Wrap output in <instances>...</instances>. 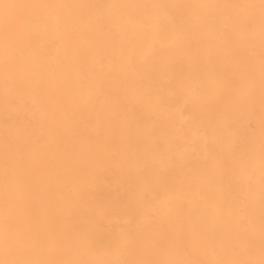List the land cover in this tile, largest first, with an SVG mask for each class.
<instances>
[{"label":"rangeland","instance_id":"obj_1","mask_svg":"<svg viewBox=\"0 0 264 264\" xmlns=\"http://www.w3.org/2000/svg\"><path fill=\"white\" fill-rule=\"evenodd\" d=\"M194 1L180 2L187 17L198 11ZM207 2L227 7L236 23L238 14L248 16L259 11L264 16V0ZM29 9V0H14L0 12V30H4L8 42H13L16 56L22 47L30 46L28 33L23 28V17ZM207 16L212 17V13L208 12ZM57 18L52 4L46 3L37 29L40 35H50L49 49L53 59L48 58L34 75L18 72L12 66L5 71L14 98L8 111L0 110V169L3 164H10L0 184V212L7 209L14 214L10 227L22 233L34 250L51 264L65 262L57 245L72 236L77 227L83 230L87 221L95 222V226L89 225L94 226L93 229L85 230L92 237L90 249L104 253L109 248L124 247L127 242L125 230L142 224L143 217L152 227V231L146 233L150 241L148 264H156L154 255L168 245L180 252L182 261L178 264H264V231L257 225L253 226V237L238 239L232 250L224 247L219 258L213 257L209 250L198 246L191 238L190 220L185 210L191 199L190 189H198V186L191 183L195 180L189 173V165L178 171L176 184L161 187L156 184L157 169L164 180L170 179L169 167L163 158H157L149 146L134 149L126 156L120 151L126 137L142 127L146 135L159 142V147L167 145L173 151L187 147L199 159H204V142L200 137L188 138L175 131L177 115L190 123L205 115H222L236 97L241 101L242 111L248 105L258 104L257 119L247 121L245 126L256 143H264V40L248 41L236 36L210 38L198 30L190 21L193 17L190 18L172 48L157 52L142 62L146 64L153 58L160 67L175 71L176 79L185 83L188 74L176 72L187 64L198 69L212 61L225 70L224 78L203 97L179 100L173 106L161 105L154 111L151 108L156 101L154 96L144 92L142 98L133 97V91L137 92L139 88L128 81L110 56L104 60L87 56L82 72V64H79L83 61L81 48L66 25L54 24ZM119 22L121 27V20ZM147 31H157L163 40H167L175 34L176 23L162 18L149 25ZM147 31L145 39L148 38ZM240 31L245 36L244 26H240ZM2 51L0 43V54ZM73 66L78 82L76 89L70 90L74 82ZM260 69L263 72L257 82L255 75ZM33 80L37 84L40 104L28 101ZM122 94L126 98L130 96L125 107H111V103L115 105L114 98ZM2 111L9 116H4ZM102 114L101 117L107 119L105 129L116 133L115 146L90 135H80L77 130L78 121L90 125ZM197 129L195 127L193 131ZM21 131L26 137H19ZM251 153L250 149L224 153L211 165L196 166L194 174L212 177L242 163ZM156 163L159 164L157 167ZM68 165L83 167L82 181H77L66 171ZM140 172H144L145 180L139 178ZM50 176L54 189L51 192L43 189L36 196L38 185H43L40 183H45ZM92 179L108 188V197L92 190L94 187L89 184ZM246 191V184L238 185L237 193ZM205 194L215 203L212 192L206 190ZM62 195L68 196L67 207L55 212L56 206L63 201ZM171 198L178 201L175 216L164 215L158 209L161 200ZM3 217L0 216V220ZM91 232H98L104 239L95 240ZM5 255L10 260L13 248L8 247Z\"/></svg>","mask_w":264,"mask_h":264},{"label":"bare ground","instance_id":"obj_2","mask_svg":"<svg viewBox=\"0 0 264 264\" xmlns=\"http://www.w3.org/2000/svg\"><path fill=\"white\" fill-rule=\"evenodd\" d=\"M29 1L30 9L23 17V28L28 33L30 46L22 47L16 56L13 42H8L4 30H0V43L3 46L0 54V110L8 111L14 98L5 72L7 67L12 66L18 72L34 75L48 58L53 59V54L49 49L50 35H40L37 30L42 8L48 2L52 4L57 13L58 18L54 24L66 25L72 38L76 39L81 48V59H83L79 61V64H82L81 71L83 72L85 68L83 63L87 56H93L99 60L110 56L117 62L116 67L122 70L128 81L139 88L137 92L133 91V97L142 98L145 95L144 92H150L154 96L156 101L151 107L154 111L159 110L161 105L173 106L179 100L203 97L224 78L225 70L211 63L212 61L205 62L198 69L187 64L188 68L183 67L176 72L178 75L188 74L185 83L184 80L176 79L178 76L174 73L175 71L160 67L153 58L146 64L142 62V59L153 57L157 52L172 48L180 37V31L190 18L193 17L190 20L193 25L210 38L236 36L248 41L264 40V16L259 11L248 16L238 14L236 23L233 19L235 16L227 7L209 3L207 0L194 1L198 11L191 17L183 14L180 6L181 0ZM12 2L14 0H0V12ZM207 11L212 13V17L207 16ZM162 18L171 19L176 23L175 34L167 40H163L157 31H147L149 25ZM119 20H121V27L118 25ZM241 25L246 28L245 36L240 34ZM146 31L147 39L144 37ZM262 72L263 69H260L255 75L257 82ZM73 78L74 82L70 90L77 87L76 71L73 72ZM36 90L37 84L33 80L28 101L40 104L41 99ZM128 97L130 99L129 95ZM128 97L126 98L124 94L118 95L114 98L115 105L112 106L113 103H111V107H125ZM241 105L240 99L236 97L230 101L222 115L210 117L205 115L192 123L182 118L180 114L177 115L174 121L176 122L175 131L188 138L200 137L204 142V159H199L187 147L176 151L170 150L167 145L159 147V142H154L151 136L146 135L142 127H138L136 133L127 136L123 145L120 146L122 156L128 155L134 149L141 150L144 149L143 146H149L157 158H163L169 167L170 179L164 180L162 173L157 169L156 184L161 187L176 184L178 171L189 165V173L195 180L191 183L198 186V189H190L191 199L185 210L190 220L189 233L198 246L209 250L211 255L217 258L220 257L224 247L232 250L238 239L253 237L254 225L264 231V143H256L245 126L247 121L257 119L258 104L246 106L245 111L241 110ZM7 115L8 113L4 116ZM101 116L103 114L90 125L85 121H78L77 130L80 135H90L115 146L117 144L116 133L105 129L107 119ZM195 127L198 128L199 133L193 131ZM20 133V138L26 137L22 131ZM246 149H250L251 155L236 166L224 169L209 178L196 177L194 174L196 166L211 165L224 153H240ZM158 165L156 163V167ZM9 168V163L2 165L0 184ZM66 171L77 181H82L84 178L82 166L70 167L68 165ZM139 174V178L145 180L144 172ZM241 183L246 184L247 187L244 194L237 193V187ZM40 184L43 185H38L40 187L36 196H39L43 189L50 192L54 189L51 176L46 179L45 183ZM89 184L94 187L93 191L104 198L108 197V188L100 185L97 179H92ZM206 190L215 195V203L207 198ZM62 198L63 201L56 206L55 212H60L67 207L68 196L62 195ZM177 207L178 201L175 198L161 200L158 203V209L164 215L175 216ZM3 215L4 217L0 220V264H51L40 256V252L34 250L22 233L10 227L14 214L5 209L0 212V216ZM87 222L83 230L82 227H77L72 236L61 240L63 243L57 245L65 257V262L62 264H148L150 241L146 233L152 231V227L144 217L142 224L125 230L127 242L124 247L109 248L104 253H96L90 249L92 237L87 235L85 230L93 229L95 222L93 220ZM91 223L94 225L93 228L89 227ZM91 233L95 240L104 239L98 232ZM8 247L13 248V257L10 260H7L5 255ZM154 260L156 264H178L182 258L173 245H168L156 252Z\"/></svg>","mask_w":264,"mask_h":264}]
</instances>
